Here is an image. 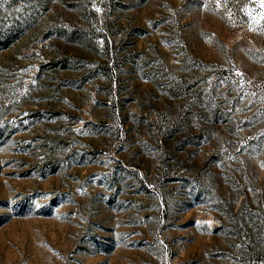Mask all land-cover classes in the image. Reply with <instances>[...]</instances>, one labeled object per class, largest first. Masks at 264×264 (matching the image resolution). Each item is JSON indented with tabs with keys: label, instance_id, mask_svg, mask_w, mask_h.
<instances>
[{
	"label": "rangeland",
	"instance_id": "1",
	"mask_svg": "<svg viewBox=\"0 0 264 264\" xmlns=\"http://www.w3.org/2000/svg\"><path fill=\"white\" fill-rule=\"evenodd\" d=\"M49 1L57 10L44 12ZM60 1L0 0V264H264V0ZM60 9L85 14L88 33L64 50L85 52L64 95L40 41L64 26ZM117 90L134 99L118 135L95 103ZM215 119L205 145L182 154L190 172L159 176V214L135 174L159 163L158 131L184 137L188 121ZM245 197L260 223L241 246L240 226L216 229V209Z\"/></svg>",
	"mask_w": 264,
	"mask_h": 264
},
{
	"label": "trees",
	"instance_id": "2",
	"mask_svg": "<svg viewBox=\"0 0 264 264\" xmlns=\"http://www.w3.org/2000/svg\"><path fill=\"white\" fill-rule=\"evenodd\" d=\"M63 4L67 5H76L80 0H63ZM51 1H49V6L48 3L47 5L43 8L44 12H47L49 10H55L56 8L50 7ZM54 3V2H52ZM57 4H60V0H56ZM57 10V9H56ZM61 10V9H60ZM60 12H62L64 16V21L63 23L64 26L61 27L59 30L56 29H50L48 31H43L46 33V36L40 37V41H44L46 38H49L53 45L52 50L55 51V56L52 57L50 63H48V67L50 71H54L53 76L51 77L52 80L55 82L50 83L52 84L51 86L53 87L52 91L53 92H60L63 94V92H68L70 91V86L66 84V82L70 77L69 73V66L72 63L71 58L72 56L74 58H85L83 57L85 52H82V50H77L75 55H72L71 53H68L66 50L72 45H75V43H82L83 42V36L87 33V29H85V24H81L84 19H85V14L82 15L83 18H81L80 15H67L65 12V9H62ZM95 13V12H94ZM35 20L32 19V17H28L26 20V26L24 29L29 30V34H32V32H36V27L34 25ZM73 25H76L79 27V29ZM77 28V29H76ZM136 28L138 30L142 29V25L138 23L136 25ZM38 32V31H37ZM40 33V31L38 32ZM41 34V33H40ZM88 34V33H87ZM61 39V44H55L57 43L58 40ZM12 43V42H11ZM55 46V47H54ZM78 52V53H77ZM117 52V51H115ZM87 53V52H86ZM67 58H66V56ZM82 56V57H81ZM64 57V58H62ZM107 58V65L109 63L110 59L115 60L116 55L114 53H107L106 55ZM56 58H59L55 60ZM62 58V59H61ZM70 59V60H69ZM74 62V61H73ZM48 70V71H49ZM47 71V72H48ZM79 73V72H78ZM93 73H86V75H82L79 77L80 81H84L88 75L92 76ZM119 72H116L114 69H109L105 75V80L109 84H114L113 78L117 76L118 78ZM102 75V74H100ZM84 76V77H83ZM56 80V81H55ZM111 86V85H110ZM65 88V91H60V89ZM112 89V86H111ZM112 91V90H111ZM108 94V95H107ZM64 95V94H63ZM117 96V97H116ZM116 96L114 97L112 92H108L105 95L104 99H96L95 103L102 107V116L99 119L100 123L107 124V130L111 133H116L117 135L120 134V131L123 127L124 124H126L129 119L126 117V114L128 112H132V102H134V99L129 100L130 103H125V97L122 95H119L118 90L116 91ZM67 97V96H66ZM111 98V99H109ZM68 109H73L71 108V105L68 106ZM112 123H108V122ZM134 124H136V120L133 119ZM210 123L214 127L215 126H222L224 122L218 121V120H213L211 121H188L185 123V136L181 137L180 132L184 131H179L178 126L176 125H171L169 128L166 130H159L160 134V139H155L154 141L158 143L157 148L153 149L155 152V156L157 157L159 163L155 168H153V172L148 174V168H147V173L144 174L145 176H150L152 177L151 179L147 180V182H144V177L145 176H140V173H135L136 178L138 177V186H139V191L141 195H148L153 192V196L155 197L156 201V211L159 214H163V212H167L169 210V205L166 202V189L162 185H160L159 178L161 175H166V174H171L173 177H180L185 173H189L190 169L192 166L196 165V160L193 159L192 163L182 167L183 166V161H182V154L184 153H190V151L197 149L198 147H203L205 143L207 142L206 139H209L211 134L209 131L207 132L208 129L205 128L204 124ZM146 133H148V130H150V125H145ZM198 133V134H196ZM144 134V132H143ZM142 134V135H143ZM159 134L156 135V138L159 137ZM144 136V135H143ZM162 143L164 146H162ZM196 153V152H195ZM208 158L203 159L202 164L206 166L208 163ZM170 164L172 162L173 167H165V163ZM201 162V161H200ZM175 167V168H174ZM196 168V167H195ZM143 172V170H142ZM160 176V177H159ZM151 180V182H150ZM151 186V188H150ZM240 192V191H239ZM155 193V194H154ZM235 199H232L230 202V205L228 206V209H223L222 206L218 207L216 209L217 214L219 216L217 217V226L216 229L219 230L221 236H228L229 233H232L237 226H240L239 229L244 232L243 233V238L241 239L242 241L240 242V245L243 246L245 244H249L250 242V233L256 228V226L260 223L257 224L258 220V215L256 214V210L253 204L248 205L247 204V198H243L241 201L238 202ZM260 220H262V217H260ZM257 221V222H256Z\"/></svg>",
	"mask_w": 264,
	"mask_h": 264
}]
</instances>
